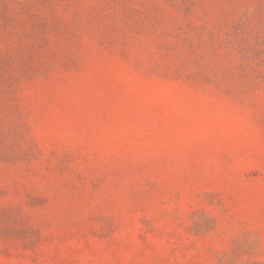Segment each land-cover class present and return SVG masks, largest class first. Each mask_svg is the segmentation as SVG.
<instances>
[{"label":"rangeland","instance_id":"rangeland-1","mask_svg":"<svg viewBox=\"0 0 264 264\" xmlns=\"http://www.w3.org/2000/svg\"><path fill=\"white\" fill-rule=\"evenodd\" d=\"M0 264H264V0H0Z\"/></svg>","mask_w":264,"mask_h":264}]
</instances>
